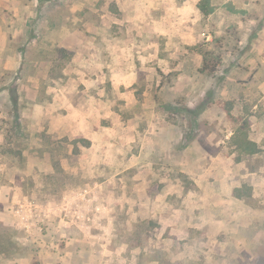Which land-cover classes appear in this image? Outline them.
<instances>
[{
  "label": "rangeland",
  "instance_id": "374dc122",
  "mask_svg": "<svg viewBox=\"0 0 264 264\" xmlns=\"http://www.w3.org/2000/svg\"><path fill=\"white\" fill-rule=\"evenodd\" d=\"M0 43V264H264V0H0Z\"/></svg>",
  "mask_w": 264,
  "mask_h": 264
},
{
  "label": "trees",
  "instance_id": "16d2710c",
  "mask_svg": "<svg viewBox=\"0 0 264 264\" xmlns=\"http://www.w3.org/2000/svg\"><path fill=\"white\" fill-rule=\"evenodd\" d=\"M200 8H201L202 13L204 15L208 14L207 4L205 1H204V3H202L200 5ZM206 56L207 55L205 53L204 58ZM205 68H206V66H205ZM232 141H233L235 148L238 149L241 153H243L245 155H254V154L259 153V149H258L256 143L249 140L248 135L246 133V130L243 126L239 127V129L234 133V135L232 137ZM250 192H251L250 187L243 186L242 188H235L233 190L232 195L234 198L241 199L243 197L250 196Z\"/></svg>",
  "mask_w": 264,
  "mask_h": 264
},
{
  "label": "crops",
  "instance_id": "0c3cea01",
  "mask_svg": "<svg viewBox=\"0 0 264 264\" xmlns=\"http://www.w3.org/2000/svg\"><path fill=\"white\" fill-rule=\"evenodd\" d=\"M6 46V43H0V47Z\"/></svg>",
  "mask_w": 264,
  "mask_h": 264
}]
</instances>
